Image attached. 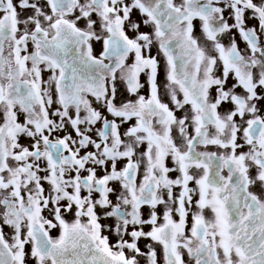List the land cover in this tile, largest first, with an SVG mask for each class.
<instances>
[{
  "label": "snow or ice",
  "instance_id": "6c2138e0",
  "mask_svg": "<svg viewBox=\"0 0 264 264\" xmlns=\"http://www.w3.org/2000/svg\"><path fill=\"white\" fill-rule=\"evenodd\" d=\"M0 114V264H264V0H0Z\"/></svg>",
  "mask_w": 264,
  "mask_h": 264
},
{
  "label": "rangeland",
  "instance_id": "374dc122",
  "mask_svg": "<svg viewBox=\"0 0 264 264\" xmlns=\"http://www.w3.org/2000/svg\"><path fill=\"white\" fill-rule=\"evenodd\" d=\"M177 3H179V0H176ZM194 24L196 26L195 28V36L198 37L200 39V42L202 44H205V40H204V37L202 36V32H201V28H200V21L199 20H195L194 21ZM81 26L83 27L84 24H83V21H81ZM146 30H150V29H146ZM97 31L99 32V27H97ZM92 44H93V49H94V53L98 54L99 53V50H100V41H92ZM207 47H211V44L210 42H207L206 44ZM151 54L156 56V58L158 59L159 61V73H158V82H159V85H160V88H161V96H162V99L165 101V102H168L169 98L167 95L164 94V85L166 83V77H165V73H166V59L165 57L163 56V53L159 51V48H158V45L154 44L152 46V51H151ZM131 59V60H130ZM133 57L132 55L130 54L129 56V60H128V63L130 61H132ZM117 102H121V101H124L126 99H135V97H130L126 92H125V86L124 84L119 80V71L117 72ZM146 80V77L142 74L141 75V83H144V81ZM230 80V83L231 82H234V78L230 76L229 78ZM142 95H145L147 96L149 94V89L147 87V85L145 86V88H143L141 90V93ZM181 98H182V94H181ZM170 107H172V105L170 104ZM190 109V106H186L185 109L181 112H178L177 114L178 115H183L185 112H187L188 110ZM219 111L221 112H224L225 111V106H222ZM21 115V114H20ZM23 116V115H22ZM3 122V116L2 114H0V123ZM135 120L129 122L128 125H124L122 126L121 128V132H124L127 130V127L130 126V124L134 123ZM214 129L209 126V132H213ZM144 147L146 146H141V149H143ZM197 151H208V152H216L218 155L219 154H222L223 153V150L222 149H219L217 146H214V145H208V146H203V145H198L197 146ZM215 164V161L213 162ZM192 172H198L200 170H196V169H192L191 170ZM200 174H202V172H200ZM222 175H227V169L225 168L223 170V172L221 173ZM190 187H195L194 184H190ZM142 211L145 213V215L147 214V208H144L142 209ZM45 215H47V213H45ZM158 215L160 216V219L158 220V224H162L163 223V206H159L158 207ZM205 215L207 218H211V212L209 210H206L205 212ZM174 218L178 219V217H175ZM69 219H71V217H69ZM191 223V216H189V225ZM150 230V226H147L145 227V231H148ZM5 231H8L7 229ZM59 233H58V230H53V232L51 233V235H53L54 237L57 236ZM110 239L114 242L115 240V237L114 236H111L110 235ZM148 243H153V246L157 249V252L160 256H162V250H161V246L158 245V244H155L154 242L150 241V240H145V239H141L139 241V246L141 247L142 250H145L146 251V245ZM141 260V264H145V261L143 258H140ZM185 260H189V257H187V254L185 253ZM26 261H27V264H35V260L32 259L30 256L26 258ZM160 264H163V261L162 259L160 260Z\"/></svg>",
  "mask_w": 264,
  "mask_h": 264
},
{
  "label": "bare ground",
  "instance_id": "6f19581e",
  "mask_svg": "<svg viewBox=\"0 0 264 264\" xmlns=\"http://www.w3.org/2000/svg\"><path fill=\"white\" fill-rule=\"evenodd\" d=\"M139 17L140 16H139L138 12L136 11L134 13V15H133V19H139ZM142 28H143V26H142ZM129 35H132V34L129 32ZM51 75H52V73H51L50 70L43 71L42 72V80L46 82ZM46 86H47L46 83L42 84V87H46ZM53 107H56V105H54ZM20 117H21V119H23L22 114L20 115ZM20 142L22 144H28L29 143L28 139L25 138V137H21V141ZM168 163H169V166H173L171 160H169ZM172 175H173V177H175V176L179 175V173H173ZM174 191H177L178 192L179 189H175ZM113 199H115V198L113 197Z\"/></svg>",
  "mask_w": 264,
  "mask_h": 264
},
{
  "label": "flooded vegetation",
  "instance_id": "af4514ba",
  "mask_svg": "<svg viewBox=\"0 0 264 264\" xmlns=\"http://www.w3.org/2000/svg\"><path fill=\"white\" fill-rule=\"evenodd\" d=\"M138 12V11H137ZM138 14H139V16H140V13L138 12ZM249 15H250V13H249ZM93 19H97L98 20V17H96L95 15L93 16ZM80 26H81V23H80ZM82 27V26H81ZM222 42L223 43H225L226 45L228 44V38L227 37H225V38H223V40H222ZM237 43H238V45H239V47L243 50L245 47H246V45H245V43L242 41V39L241 38H239V37H237ZM100 50H99V52L102 50V42H100ZM131 60V59H130ZM132 61H130L129 63H131ZM106 63H107V61H106Z\"/></svg>",
  "mask_w": 264,
  "mask_h": 264
}]
</instances>
